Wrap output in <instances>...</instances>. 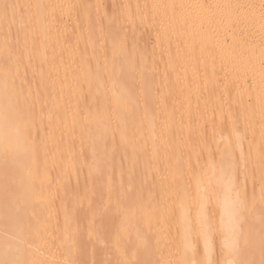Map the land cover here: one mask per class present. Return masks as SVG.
<instances>
[{"label": "bare ground", "instance_id": "bare-ground-1", "mask_svg": "<svg viewBox=\"0 0 264 264\" xmlns=\"http://www.w3.org/2000/svg\"><path fill=\"white\" fill-rule=\"evenodd\" d=\"M106 172L86 258L264 264V0H0V264H78L68 200Z\"/></svg>", "mask_w": 264, "mask_h": 264}, {"label": "rangeland", "instance_id": "rangeland-1", "mask_svg": "<svg viewBox=\"0 0 264 264\" xmlns=\"http://www.w3.org/2000/svg\"><path fill=\"white\" fill-rule=\"evenodd\" d=\"M2 26H3V24H1ZM151 42V43H150ZM148 44H147V46H149V47H151L152 46V41H150ZM143 45H145V44H143ZM18 47H21L20 45H18ZM5 55H7L8 54V51L6 50V49H4L3 48V51H2ZM21 80H27V78H25V77H21ZM38 98V99H37ZM35 101H40L41 100V98H39V97H36L35 99H34ZM42 107V106H41ZM42 109V108H41ZM37 117V118H36ZM41 117V112L39 113V115H38V113L35 115V118H33L32 119V122H31V124H35V123H37L38 122V120H39V118ZM43 118V117H42ZM37 119V120H36ZM47 126V125H46ZM45 139H47V138H42V140H45ZM32 140V139H31ZM38 150H37V154L38 155H40V151L42 150V149H40V147H38L37 148ZM36 154V155H37ZM37 155V156H38ZM106 167V169H108L109 168V166L106 164L105 166H101L100 168H102V171H104L105 168ZM99 168V169H100ZM56 173L55 172H51V175L52 176H54ZM93 176H94V178H93ZM92 176V179L91 180H81L78 184H76V186H77V188H75L76 189V194H75V196L72 198H69V200H68V204L70 205L69 207L70 208H68V212L70 213V215L72 216V218L75 220L74 221V223L76 224H72V225H74V226H77L76 228H77V230H75L76 228L74 227V230L72 231V230H70V235H71V242H70V245H72L71 247H72V249H71V252L69 253L70 255H71V260H72V262L74 261V263H75V260L78 262V264H96L97 262V264H122V263H124V261L122 262H120V260L118 261V263L116 262V261H113L114 259H115V257H120L119 255H117V253H119V252H117V251H119V250H113V248H110V252H109V250L107 251V249H106V251H103L102 253H96L94 250H92V252H91V255L92 256H87V257H89V258H86L85 257V254L87 253L86 251H85V249H92L91 247H89V243H90V241H93V242H91L90 244H92V243H95L96 242V240L98 239V238H104L105 236H107V234H104L103 233V230H106V228L107 227H109L108 229L110 230H113L112 229V226L114 225V224H116V221H117V217L114 215V207H112V206H114V202H115V197H116V195L115 194H113V193H111V194H106V193H104L102 190H103V188H104V186H105V181L106 180H108V179H110V180H113L114 179V177H115V179H116V175H114V173L113 172H106V173H103L102 175L101 174H99V175H97V174H94ZM103 180H104V182H103ZM91 181H93V182H91ZM95 182V183H94ZM90 184V185H89ZM88 186V188H86L87 186ZM86 186V187H85ZM80 187V188H79ZM137 187L139 188V187H141V185H138L137 184ZM246 187V189L245 190H248V191H250V189H251V186L250 185H246L245 186ZM83 188V189H82ZM86 188V189H85ZM94 188V189H93ZM134 188H136V186L134 185V186H132V185H130V186H128V185H126V189L124 190V194H131L133 191L132 190H134ZM88 189V190H87ZM84 190V191H83ZM79 192V193H78ZM84 192V193H83ZM91 192V193H90ZM86 193V194H85ZM80 196V198H78L79 196ZM87 194H89V195H87ZM10 195V194H9ZM94 195V196H93ZM248 195H250V194H248ZM10 196H12V197H16V195H14L13 193H12V195H10ZM85 196V197H84ZM83 197V198H82ZM250 197V196H249ZM73 199V200H72ZM74 199H78V204H76L75 206L72 204L73 202H74ZM82 199V200H81ZM89 199V200H88ZM104 199H105V201H104ZM80 200V201H79ZM87 200V201H86ZM90 200H92V201H90ZM110 200V201H109ZM89 201V202H88ZM113 201V202H112ZM82 203V204H81ZM89 203V204H88ZM51 205V204H50ZM72 209V210H71ZM90 210H92V211H94V212H96V215L94 214L93 216H92V219L90 218V220H91V225L90 224H88V221H90V220H88L89 218H88V216H90V215H92V213H90L91 211ZM104 210V211H103ZM79 212V213H78ZM81 212V213H80ZM98 212V213H97ZM104 212V213H103ZM108 212V213H107ZM88 215H87V214ZM90 214V215H89ZM108 214V215H107ZM111 214V215H110ZM258 214V213H257ZM256 214V215H257ZM80 215V216H79ZM113 215V216H112ZM110 216V217H109ZM115 216V217H114ZM87 217V219H85ZM94 217V218H93ZM102 217V218H101ZM111 218V219H110ZM116 218V219H115ZM109 219V220H108ZM112 219L115 221H112ZM105 221H106V223H105ZM108 221V222H107ZM111 222V223H110ZM114 223V224H113ZM109 225V226H108ZM71 229H73V226L71 227ZM89 229H90V231H89ZM103 233V234H102ZM93 235V236H92ZM96 235V236H95ZM98 236V237H97ZM74 237H76V241H74ZM93 237V238H92ZM95 237V238H94ZM87 242H86V241ZM89 241V242H88ZM86 244H85V243ZM122 242V243H121ZM124 242V243H123ZM77 243V244H76ZM83 243V244H82ZM126 242L124 241V240H120V242H119V246L117 245L116 247H121L120 249H122V247L123 248H125V246H124V244H125ZM85 245V246H84ZM87 245V246H86ZM112 247H114L115 248V246L114 245H112ZM253 247H255V253H254V255L252 256V258H251V256L249 257V259H250V261H251V263L252 264H257V262H258V260H259V258H261V254H260V250H258V249H260L259 248V246L258 247H256L255 245L254 246H252V250L254 251V248ZM242 249H244L245 250V247H243ZM73 250V251H72ZM160 250H162V248L160 249ZM93 251H94V253L96 254H94L93 255ZM113 251V252H112ZM120 251H122V250H120ZM108 252V253H107ZM130 253V252H129ZM83 254V255H82ZM86 255H88V254H86ZM90 255V254H89ZM121 255H124V253L122 252V254ZM82 256H84L83 257V259H82ZM96 256V257H95ZM93 257V258H92ZM117 257V258H118ZM122 257V256H121ZM73 258H75V260L73 259ZM88 259H90V260H88ZM93 259V260H92ZM121 259H123V258H121ZM87 261V262H86ZM128 261H130V263L128 262ZM90 262V263H89ZM91 262H93V263H91ZM133 261H131V260H127L126 262H125V264H133L132 263ZM75 264H77V263H75Z\"/></svg>", "mask_w": 264, "mask_h": 264}]
</instances>
